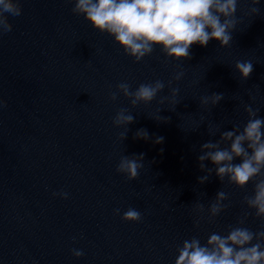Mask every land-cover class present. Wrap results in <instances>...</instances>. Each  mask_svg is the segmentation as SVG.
I'll return each mask as SVG.
<instances>
[{"label": "clouds", "instance_id": "9594fccd", "mask_svg": "<svg viewBox=\"0 0 264 264\" xmlns=\"http://www.w3.org/2000/svg\"><path fill=\"white\" fill-rule=\"evenodd\" d=\"M74 6L71 11L76 16H82L93 29L106 33L114 38L125 55L141 62L146 56H151L155 48H160L165 60L184 61L191 59L192 46L199 44L207 47L210 41L219 42L220 48L230 47L233 43V32L236 31L240 18L237 17L238 5L241 0H68ZM250 5L247 15L255 17L261 13L258 7L260 0H243ZM23 13L22 0H0V37L12 31L13 25L9 16L19 17ZM241 81L251 78L254 64L251 60H237L234 65ZM185 73L177 72L167 87L170 96H160L159 105L169 102V108L175 111L180 101L176 100L179 88L172 87L173 81H180ZM166 85L156 79L140 83L133 89L132 84L122 81L116 84L115 91L110 92L109 98L115 102L122 95L132 108L140 104H150L164 92ZM259 89L258 85H255ZM224 99L223 93H212L200 97V105L215 107ZM5 102L0 100V107ZM159 113L161 108H159ZM247 121L243 126L234 124L231 131L221 132V126L214 129L208 124V133L215 136L221 132L220 139L209 140L200 147L198 156L199 168L206 175L198 177L203 184L215 173L223 184L225 179L236 188L245 189L253 185L251 194H245L242 204L246 209L237 218L235 225H228L224 233L212 232L205 243L197 236L185 239L177 246V256L174 264H264V118L258 114L259 108L244 104ZM157 122L168 123L170 117L159 115L150 117ZM206 118H201V124ZM135 122V117L129 108H119L112 118L113 126L123 128L118 139L123 142L129 131L128 125ZM200 124V125H201ZM198 126L196 129H198ZM194 129V130H196ZM193 130V131H194ZM134 139H151L147 129L140 128L134 133ZM164 137L158 136L154 143H163ZM161 151H163L161 149ZM239 158L240 162L234 161ZM144 153L132 156L121 155L116 165V173L126 177L128 181L136 180L140 170L144 167ZM205 161H210L214 167L208 168ZM67 199L65 191L53 192V196ZM203 195V194H202ZM229 200V194L220 189L210 200L207 209L204 203L195 204L194 211L197 219L194 221L199 227L201 220L209 223L224 212L230 205L224 203ZM114 214L120 215L116 208ZM205 212L207 215L205 216ZM252 216L261 221L257 230L245 226ZM124 222H140L143 214L134 207H128L121 216ZM73 241L76 237L72 238ZM73 257L79 259L85 255L82 249H71Z\"/></svg>", "mask_w": 264, "mask_h": 264}]
</instances>
